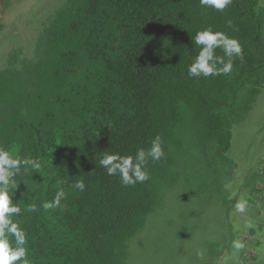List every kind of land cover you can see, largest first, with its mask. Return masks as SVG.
<instances>
[{
	"label": "trees",
	"instance_id": "obj_1",
	"mask_svg": "<svg viewBox=\"0 0 264 264\" xmlns=\"http://www.w3.org/2000/svg\"><path fill=\"white\" fill-rule=\"evenodd\" d=\"M209 27L238 40L242 54L216 48L217 67L231 59L232 71L190 78L200 50L192 39ZM263 85L260 0H232L223 11L199 0H64L31 54L13 50L0 67V148L40 164L21 169L8 190L28 264H126L127 243L161 189L196 154L223 159ZM157 135L165 156L149 161L144 183L122 186L100 167L104 155L134 156ZM61 190V206L44 209Z\"/></svg>",
	"mask_w": 264,
	"mask_h": 264
},
{
	"label": "rangeland",
	"instance_id": "obj_2",
	"mask_svg": "<svg viewBox=\"0 0 264 264\" xmlns=\"http://www.w3.org/2000/svg\"><path fill=\"white\" fill-rule=\"evenodd\" d=\"M63 2L0 0V67L13 50L31 54L41 23ZM196 155L161 189L158 207L127 243L126 264H264V85L233 126L223 159Z\"/></svg>",
	"mask_w": 264,
	"mask_h": 264
},
{
	"label": "clouds",
	"instance_id": "obj_3",
	"mask_svg": "<svg viewBox=\"0 0 264 264\" xmlns=\"http://www.w3.org/2000/svg\"><path fill=\"white\" fill-rule=\"evenodd\" d=\"M232 0H199L202 8L223 11L231 5ZM192 42L200 50L194 57L192 64L188 67V76L190 78H208L227 75L232 71V61L229 59L222 67H217V58L214 55L216 48H222L225 56L240 57L242 48L238 40L229 38L224 33L213 32L209 27L202 31H197ZM163 141L157 135L147 149H137L135 155L122 156L118 153L106 154L99 160V165L110 177H118L122 186H134L137 183H144L150 179L147 166L149 161L159 162L165 156ZM29 167L38 169L40 164L33 159H14L12 156L0 148V264H28L26 234L19 224L13 222L12 217L20 215V208L15 206L8 194L10 188L15 187V177L22 174L21 169L27 170ZM72 187L79 191H85L83 181H77ZM65 193L61 190L57 192L51 203L45 202L42 207L48 209L51 207H60L61 200ZM36 206H28V211H35ZM236 210L245 211L244 204H237ZM14 238L15 247L9 240ZM234 249L239 252L244 249L243 242L234 241Z\"/></svg>",
	"mask_w": 264,
	"mask_h": 264
},
{
	"label": "built area",
	"instance_id": "obj_4",
	"mask_svg": "<svg viewBox=\"0 0 264 264\" xmlns=\"http://www.w3.org/2000/svg\"><path fill=\"white\" fill-rule=\"evenodd\" d=\"M261 4L264 6V0H260Z\"/></svg>",
	"mask_w": 264,
	"mask_h": 264
},
{
	"label": "crops",
	"instance_id": "obj_5",
	"mask_svg": "<svg viewBox=\"0 0 264 264\" xmlns=\"http://www.w3.org/2000/svg\"><path fill=\"white\" fill-rule=\"evenodd\" d=\"M255 245H258V244H255ZM253 258V255H251V259Z\"/></svg>",
	"mask_w": 264,
	"mask_h": 264
}]
</instances>
